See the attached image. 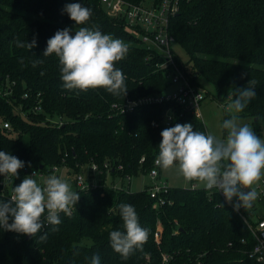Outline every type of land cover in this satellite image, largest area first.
<instances>
[{"label": "trees", "instance_id": "1", "mask_svg": "<svg viewBox=\"0 0 264 264\" xmlns=\"http://www.w3.org/2000/svg\"><path fill=\"white\" fill-rule=\"evenodd\" d=\"M70 3L92 9L84 25H76L63 11ZM80 27L98 29L129 46L126 57L114 65L126 76L129 90L124 97H114L103 88L71 92L63 88L58 57H44L43 52L57 30L70 28L74 36ZM170 32L176 39L174 46L187 55L183 59L173 46L190 80L205 89L203 80L210 81L221 105L233 101L238 89L255 80L257 95L238 114L264 124V0H179ZM16 38L29 43L35 38L36 47H17ZM162 61L156 48L128 32L124 21L109 14L100 0H0V119L13 126L12 132H6L0 125V151L25 162L13 181L0 174V201L8 202L13 188L33 173L50 176L58 168L60 173L68 170L70 176L92 163L103 169L97 187L82 189L70 180L80 198L70 215L60 214L59 225L45 220L44 227L29 238L0 229V264H91L94 255L101 264H259L249 255L252 233L217 192L170 187L161 194L165 204L156 205L150 186L133 191L107 183L109 174L126 185L127 175L148 173L165 128L191 123L194 131L207 133L202 120L183 114L182 107L173 103L115 113L116 102L169 88L165 73L156 66ZM36 105L42 110L34 111ZM169 108L173 118L166 125ZM55 118L62 122L55 124L51 120ZM106 162L112 166L109 170ZM119 164L123 169L117 168ZM121 203L133 205L140 225L149 230L147 241L127 260L111 248L109 240L111 231H124ZM45 233L47 238L41 240Z\"/></svg>", "mask_w": 264, "mask_h": 264}, {"label": "clouds", "instance_id": "2", "mask_svg": "<svg viewBox=\"0 0 264 264\" xmlns=\"http://www.w3.org/2000/svg\"><path fill=\"white\" fill-rule=\"evenodd\" d=\"M63 11L76 25H84L92 16V9L80 3L67 4ZM71 31L70 28L57 30L47 40L43 52L44 57L52 54L58 57L63 88L70 92L103 88L114 97H124L129 90L126 76L114 65L126 57L129 46L98 29L80 27L74 36ZM14 43L29 50L36 47L35 38L31 43L16 38ZM35 63L42 64L43 60ZM256 83L249 80L246 87L238 89L229 109L237 113L243 111L257 95ZM221 127L227 132L224 138L194 131L191 123L165 128L160 133L162 141L155 163L168 169L176 162L185 179L201 182L208 190H218L228 203H233L235 198L234 209L251 207L258 195L252 186L264 175V139L248 124L238 123L236 116L224 120ZM24 167V161L0 151V174L5 180L13 181L19 175L18 170ZM35 175L25 176L13 188L8 202L0 201V229L36 236L45 220L55 226L61 223V213L71 214V208L80 198L79 193L56 175L48 176L43 184L38 183ZM118 207L124 231L109 233L110 246L127 260L147 241L149 230L140 225L133 205L121 203ZM46 238L47 233L40 236L41 240ZM91 264H101L100 257L94 255Z\"/></svg>", "mask_w": 264, "mask_h": 264}, {"label": "built area", "instance_id": "3", "mask_svg": "<svg viewBox=\"0 0 264 264\" xmlns=\"http://www.w3.org/2000/svg\"><path fill=\"white\" fill-rule=\"evenodd\" d=\"M100 3L109 14L123 20L125 29L132 33V35L139 37L141 43L149 48H156L161 53L163 61L157 63L156 66L165 73L169 82V88L161 93L151 94L137 99L128 97L124 102L114 103L112 107L115 113L131 112L140 105L173 103L182 107L183 114H192L203 121L202 103L207 95V91L205 88L196 85L190 80L185 70L177 61L173 50L176 39L170 32V24L172 16L179 10V0H161L160 2L143 0L139 3H133L128 0H100ZM174 84L177 85V88L172 91L171 86ZM33 110L41 111L42 109L40 105H36ZM18 111L26 117L25 111L21 108ZM172 116L173 109L169 108L165 112L164 123L166 125L171 124ZM51 120L55 124L62 122L60 118ZM152 123L155 126L159 125L156 121ZM0 125L6 132L13 131V126L9 120L1 118ZM144 160L145 157H142L141 161ZM104 166L108 170L112 167L109 162H106ZM117 168L123 169V165L119 164ZM160 168L154 162V167L148 172L152 179L156 180L160 177ZM90 169L92 171L91 178L82 173H76L72 176L75 184L82 189L101 185L100 174L103 169L97 163H92ZM55 171H58V168H55ZM132 177L133 175H127L125 179L130 181ZM69 182L67 183L69 184ZM107 183L109 182L107 181ZM109 184L114 186V188H121L122 186L127 188L122 183L119 185L116 184L114 180ZM190 187L196 189L205 186H199L197 182H193ZM169 188L170 186L167 183L161 181L149 187L151 196L157 200L156 205L165 204L166 200L161 194L168 191ZM252 188L258 193L256 200L252 202L251 207H241L239 210L233 207L235 198L233 199V203H228L221 192H218L216 189H212L211 191L217 192L222 202L241 216L254 238V244L249 250V255L257 263L264 264V212L261 213L262 208H264V175H262L259 181L253 184ZM12 195H8L10 199Z\"/></svg>", "mask_w": 264, "mask_h": 264}, {"label": "rangeland", "instance_id": "4", "mask_svg": "<svg viewBox=\"0 0 264 264\" xmlns=\"http://www.w3.org/2000/svg\"><path fill=\"white\" fill-rule=\"evenodd\" d=\"M175 50L181 55L183 59H187V55L180 47L179 45L174 46ZM203 85L207 89V95L202 103V114H203V122L206 127L207 133H212L213 135H216L218 137L224 138L227 135L226 130L222 129L221 125L224 120L230 119L232 116H236L238 118V123L242 124H248L256 133L257 136H259L261 139H264V124L263 122L254 123L252 117L249 116H242L239 115L237 112H235L234 109H229V105L232 103L231 100H228L225 104V106L221 105L215 98L216 90L214 85L208 81L203 80ZM177 88V85H172L171 90L174 91ZM26 139H28V136H26ZM60 170V169H59ZM55 171L52 173V175H57L59 173V178L65 180L66 182H69L72 180L71 176H74L76 173H69L70 176H67V171L64 173H60V171ZM64 171V169H63ZM83 175L88 177L92 174V171L90 169V165H85L83 169L79 172ZM49 175H41L36 174L35 179L38 181V183L43 184L44 180L48 178ZM92 176H90L91 178ZM126 183L127 188H130L133 191H138L141 189H144L146 186H151L153 184H158L161 182L167 183L170 187H189L191 185V181L185 179V177L180 173L178 164L174 162V165L171 168L164 169L160 168V177L156 180L152 179L150 174L148 173H140L138 175H134L131 180H124ZM199 186H204L203 183L198 182ZM10 184V185H9ZM7 186H11V183H9ZM70 186L73 191L74 185L70 181ZM77 186V184H75ZM77 188V187H76ZM264 212V208H262L261 213Z\"/></svg>", "mask_w": 264, "mask_h": 264}, {"label": "crops", "instance_id": "5", "mask_svg": "<svg viewBox=\"0 0 264 264\" xmlns=\"http://www.w3.org/2000/svg\"><path fill=\"white\" fill-rule=\"evenodd\" d=\"M64 174H65V173H64ZM113 180H114V179H112V177H110V176L107 177V181H108L109 183L113 182ZM114 182H115L116 184H118V185L122 183L121 180H119V179L114 180ZM125 186H126V185H125Z\"/></svg>", "mask_w": 264, "mask_h": 264}, {"label": "water", "instance_id": "6", "mask_svg": "<svg viewBox=\"0 0 264 264\" xmlns=\"http://www.w3.org/2000/svg\"><path fill=\"white\" fill-rule=\"evenodd\" d=\"M29 237H31V236H28V235H27V238H29Z\"/></svg>", "mask_w": 264, "mask_h": 264}]
</instances>
